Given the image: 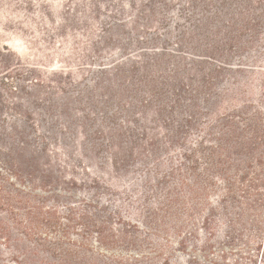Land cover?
Wrapping results in <instances>:
<instances>
[{
    "label": "trees",
    "instance_id": "obj_1",
    "mask_svg": "<svg viewBox=\"0 0 264 264\" xmlns=\"http://www.w3.org/2000/svg\"><path fill=\"white\" fill-rule=\"evenodd\" d=\"M106 1L76 11L99 20L80 32L76 65L0 46V264H105L73 246L71 218L61 236L43 233L59 224L44 202L65 175L100 193L131 167L150 191L118 228L108 213L85 216L86 235L134 246L145 220L204 233L205 253L217 243L237 263L262 249L264 264V0Z\"/></svg>",
    "mask_w": 264,
    "mask_h": 264
},
{
    "label": "rangeland",
    "instance_id": "obj_2",
    "mask_svg": "<svg viewBox=\"0 0 264 264\" xmlns=\"http://www.w3.org/2000/svg\"><path fill=\"white\" fill-rule=\"evenodd\" d=\"M114 1L115 4L127 2V0ZM75 2L76 5L73 4ZM83 2L84 0H0V46L6 45L23 62L38 61L37 63L45 67L76 65L77 57L78 59L80 57L76 52L82 51L81 47L86 39V36H82L80 32L87 23L89 26L93 23L94 29H97L99 25V20L97 22L88 20L83 23V20L79 18L76 11H83ZM68 6L74 9H67ZM104 18L106 16L102 15V19ZM64 46L73 51L62 52L65 49ZM49 149L53 150L54 146L51 144ZM56 162L57 166L66 164L61 159ZM0 172L9 176V173L1 166ZM140 173L141 171L131 167L126 174L117 178L116 181H111L110 190L103 189L100 193L92 192L88 185L80 182L69 183L68 176L65 175L67 180H60L55 186L56 191L49 194L44 202L45 207L56 210L59 224L54 230L44 229L43 233L61 236L64 233L65 224H70L67 219L69 217L74 221V227H70L69 231L71 233L77 231V234L68 235L75 241L73 246L79 248L81 243L86 242L87 246L83 249L88 259L94 260L96 257L105 261V264H263L262 249L260 252L249 250V253L242 254L244 257L237 263L239 256L229 254L233 251L232 249L217 246V243L214 244L216 248L213 253H205L204 233L197 235V239L196 236H188L184 233L177 235L172 228L170 232L158 230L145 220H143L142 229L137 233L138 242L134 246L118 243L106 248L94 239V234L86 235L87 233L81 230L83 222L86 221L85 216L95 220L108 213L112 219L113 228H118L114 222L117 221V213L129 219L133 207L138 202V198L135 197L137 190L150 191L151 189L145 186L143 181L137 180ZM24 187L30 189V184H25ZM152 189L155 187L153 186ZM141 202L144 203V201ZM2 216L3 223L12 237L20 238L22 229H17L11 219L5 215ZM26 224V222L23 223V225ZM223 251L228 254L227 260L220 258ZM250 258L252 260H249Z\"/></svg>",
    "mask_w": 264,
    "mask_h": 264
}]
</instances>
